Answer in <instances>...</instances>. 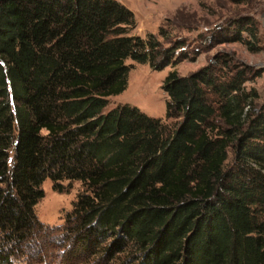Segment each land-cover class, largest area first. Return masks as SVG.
Listing matches in <instances>:
<instances>
[{
    "label": "trees",
    "instance_id": "obj_1",
    "mask_svg": "<svg viewBox=\"0 0 264 264\" xmlns=\"http://www.w3.org/2000/svg\"><path fill=\"white\" fill-rule=\"evenodd\" d=\"M134 28L117 0H0V264H32L24 248L48 235L34 210L45 179L81 183L62 230L87 258L264 264V98L246 85L261 69L218 51L168 72L170 122L128 103L105 111L126 60L159 69L203 50ZM210 41L261 48L250 15Z\"/></svg>",
    "mask_w": 264,
    "mask_h": 264
},
{
    "label": "rangeland",
    "instance_id": "obj_2",
    "mask_svg": "<svg viewBox=\"0 0 264 264\" xmlns=\"http://www.w3.org/2000/svg\"><path fill=\"white\" fill-rule=\"evenodd\" d=\"M117 1L133 12L135 28L131 31L132 34L145 37L148 33H153L165 46L169 45V41L180 40L185 42L186 51L191 52L197 48L203 50L193 60L184 59L174 66L166 64L159 69H154L147 63L126 60L131 65L127 87L109 98L105 111L118 104L128 103L151 117L170 122V119L165 118L166 94L162 90V83L168 72L175 69L179 75L190 74L212 60L218 51L232 53L236 59L261 69V74L246 85L257 89L260 100L264 98V0ZM240 15H250L256 20L260 50L249 51L239 42L212 44L210 41V35L219 25ZM160 27L164 30L162 35L159 33ZM62 185L63 190L57 191L51 180L45 179L42 183L44 195L34 210L38 220L48 227V235H44L43 231L36 234L32 243L24 250L30 253L32 264H103V261L96 258V254L88 258L84 253L79 254L78 246L63 235L62 226L66 214L72 209L82 186L77 181L70 184L63 181ZM14 264L26 263L15 259Z\"/></svg>",
    "mask_w": 264,
    "mask_h": 264
}]
</instances>
